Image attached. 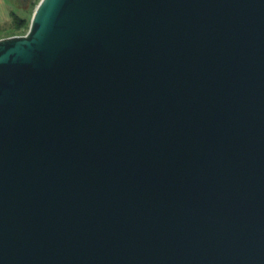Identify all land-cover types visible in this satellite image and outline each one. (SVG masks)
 Wrapping results in <instances>:
<instances>
[{"label":"water","instance_id":"water-1","mask_svg":"<svg viewBox=\"0 0 264 264\" xmlns=\"http://www.w3.org/2000/svg\"><path fill=\"white\" fill-rule=\"evenodd\" d=\"M0 264H264V0H40L0 40Z\"/></svg>","mask_w":264,"mask_h":264},{"label":"crops","instance_id":"crops-1","mask_svg":"<svg viewBox=\"0 0 264 264\" xmlns=\"http://www.w3.org/2000/svg\"><path fill=\"white\" fill-rule=\"evenodd\" d=\"M34 0H0V26L11 23L12 16L25 17ZM24 19V18H23Z\"/></svg>","mask_w":264,"mask_h":264},{"label":"trees","instance_id":"trees-1","mask_svg":"<svg viewBox=\"0 0 264 264\" xmlns=\"http://www.w3.org/2000/svg\"><path fill=\"white\" fill-rule=\"evenodd\" d=\"M29 24H27L25 19L19 18L17 16H12L11 23L7 25L0 26V34L6 33L8 36L5 38H11V37H18L20 35H16L18 32H24L28 30Z\"/></svg>","mask_w":264,"mask_h":264},{"label":"rangeland","instance_id":"rangeland-1","mask_svg":"<svg viewBox=\"0 0 264 264\" xmlns=\"http://www.w3.org/2000/svg\"><path fill=\"white\" fill-rule=\"evenodd\" d=\"M39 1L40 0H34L33 2H31L30 5H29V10H28L27 15L25 17H23V15L21 14V15H19V18H22V19L24 18L26 20L27 24H29L31 16H32V13H33V11H34V9H35V7H36V5L38 4ZM26 33H27L26 31H24L22 33L18 32V33H16V35H20L18 37H21V36H25ZM6 36H8L6 33L0 34V40L1 39H6L5 38Z\"/></svg>","mask_w":264,"mask_h":264}]
</instances>
